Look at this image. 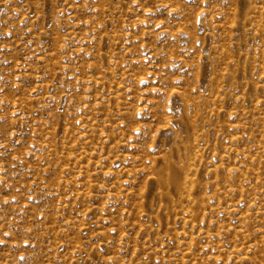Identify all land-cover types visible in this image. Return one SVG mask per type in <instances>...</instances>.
I'll use <instances>...</instances> for the list:
<instances>
[{
    "label": "rangeland",
    "instance_id": "1",
    "mask_svg": "<svg viewBox=\"0 0 264 264\" xmlns=\"http://www.w3.org/2000/svg\"><path fill=\"white\" fill-rule=\"evenodd\" d=\"M0 264H264V0H0Z\"/></svg>",
    "mask_w": 264,
    "mask_h": 264
},
{
    "label": "bare ground",
    "instance_id": "2",
    "mask_svg": "<svg viewBox=\"0 0 264 264\" xmlns=\"http://www.w3.org/2000/svg\"><path fill=\"white\" fill-rule=\"evenodd\" d=\"M179 107V106H178ZM177 122V120H176ZM179 122V121H178ZM182 124V123H181ZM190 127V126H189ZM185 128V127H183ZM186 129V128H185ZM190 133V132H189ZM191 136V135H190ZM181 148V147H180ZM174 149V148H173ZM174 152V150H173ZM172 155V154H170ZM180 156V155H179ZM185 156V155H184ZM171 157V156H170ZM182 157V156H181ZM190 157V156H187ZM163 158V157H162ZM164 159V158H163ZM184 159V158H183ZM166 183L167 185L170 184L171 188L179 189L180 187L184 186L186 183V179L181 175L179 167L174 163L170 162L167 167L161 170V175L159 179V183ZM185 182V183H184ZM164 184V185H166ZM167 187V186H166ZM172 190V189H171ZM167 192V191H166ZM169 194V193H168ZM171 196V195H170ZM163 197V196H162ZM168 197V196H167ZM164 198V197H163ZM169 198V197H168ZM169 204V200H168Z\"/></svg>",
    "mask_w": 264,
    "mask_h": 264
}]
</instances>
